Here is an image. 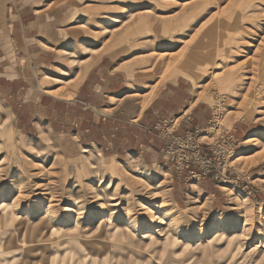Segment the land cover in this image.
<instances>
[{"label": "rangeland", "instance_id": "rangeland-1", "mask_svg": "<svg viewBox=\"0 0 264 264\" xmlns=\"http://www.w3.org/2000/svg\"><path fill=\"white\" fill-rule=\"evenodd\" d=\"M12 1L0 0L3 35ZM36 2L47 8L34 35L62 24L82 64L135 56L146 100L180 78L209 115L121 123L114 137L106 123L88 133L102 147L90 151L77 120L56 122L62 132L46 118L16 123L0 101V264H264V0ZM52 77L39 93L69 98L70 83Z\"/></svg>", "mask_w": 264, "mask_h": 264}, {"label": "crops", "instance_id": "crops-1", "mask_svg": "<svg viewBox=\"0 0 264 264\" xmlns=\"http://www.w3.org/2000/svg\"><path fill=\"white\" fill-rule=\"evenodd\" d=\"M36 1L13 0L5 7L8 11L4 15L6 21L2 23V27L6 28L5 35L0 28V101L10 110L16 123L31 121L30 126H34L46 118L52 129L62 132L64 130L56 122L66 127L69 121L77 120V124L75 121L71 123L77 126V135L85 140V145L91 151L102 147H98L94 141L89 144L86 140L88 133H94L98 138L100 133L96 132L100 131V125L106 123L112 124L110 135L114 137L121 123L145 125L170 114H179L186 116L185 126L202 124L208 118V106L195 100L191 87L180 78L164 82L157 89L156 96L150 101L146 100L144 97L153 88H147L138 81L141 75L137 72L138 66L132 62L135 56L120 60L123 56L106 52L96 56V60L90 64H82L88 57L76 60L74 45L69 42L72 39L64 37L59 31L62 24L53 26L48 34H40L39 31L34 35L36 32L29 24H40L39 19H42L47 8L37 6ZM44 20V26L55 23ZM10 47L15 52V60L9 56ZM50 75H55L52 77L55 80L70 83L67 89L69 98L51 95L47 90L39 93L38 86L46 82ZM59 88L60 84L54 90ZM23 108H30L32 113ZM75 113H79V119H75ZM29 116L31 119H28ZM128 127L136 129L135 125ZM114 144L112 150L117 151L120 143L117 144L115 140ZM209 196H206V200ZM215 200V197H210L208 202L211 204ZM221 207L224 204L215 206L217 209Z\"/></svg>", "mask_w": 264, "mask_h": 264}, {"label": "bare ground", "instance_id": "bare-ground-1", "mask_svg": "<svg viewBox=\"0 0 264 264\" xmlns=\"http://www.w3.org/2000/svg\"><path fill=\"white\" fill-rule=\"evenodd\" d=\"M253 140V139H252ZM145 207V206H144ZM145 208H149V207H145ZM162 217L158 214V213H155L152 215V218L150 220V224L151 225H154L156 223H158V221H161ZM175 219V218H174ZM174 219L171 220L170 224H169V228L171 227V229H173V227L176 226L177 221H174ZM104 222V219H102L99 224L102 225V223ZM222 223V221H220L219 225ZM148 229H153L152 226H150V228ZM245 227L244 229L240 230V231H237V232H234L235 234L233 236H231L232 238H236L237 236L240 237L242 234H245ZM222 229L220 228L219 230H214V233L215 236L212 237V239H217L218 237L222 236V235H226L225 232L221 231ZM149 232L150 230H148L144 236H142V238H149ZM219 232V233H218ZM199 242V241H198ZM209 242V241H208ZM175 244V240L171 237V238H166V240L164 241V244H163V250L166 251L167 247L169 246H173ZM187 245L189 244H186L184 247H187ZM259 246V245H257ZM187 249V248H186Z\"/></svg>", "mask_w": 264, "mask_h": 264}]
</instances>
